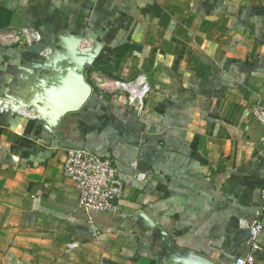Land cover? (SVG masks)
Segmentation results:
<instances>
[{"label":"crops","instance_id":"1","mask_svg":"<svg viewBox=\"0 0 264 264\" xmlns=\"http://www.w3.org/2000/svg\"><path fill=\"white\" fill-rule=\"evenodd\" d=\"M24 28L41 41L0 38V264H181L167 242L218 264L246 253L264 189L251 112L264 105V0H0V32ZM63 38L99 53L91 98L51 130L14 96ZM141 76L137 116L113 82ZM71 148L115 161L121 217L79 207Z\"/></svg>","mask_w":264,"mask_h":264},{"label":"built area","instance_id":"2","mask_svg":"<svg viewBox=\"0 0 264 264\" xmlns=\"http://www.w3.org/2000/svg\"><path fill=\"white\" fill-rule=\"evenodd\" d=\"M18 38L25 46L40 42L38 30L21 29L1 33L0 38ZM89 51L87 47H81ZM50 50L47 51V55ZM115 88L126 92L128 105L140 116L144 110V100L149 93V84L145 76L134 82L114 81ZM253 119L262 126L260 144L264 148V105H257L251 110ZM64 176L73 182L79 193V207L87 213H108L121 217V201L124 196L125 181L123 174L114 160L102 158L86 149L71 148L66 150L63 163ZM257 218L248 226L249 238L246 253L235 259L234 264H256V257L263 251L260 242L264 231L261 215L264 212V189Z\"/></svg>","mask_w":264,"mask_h":264},{"label":"water","instance_id":"3","mask_svg":"<svg viewBox=\"0 0 264 264\" xmlns=\"http://www.w3.org/2000/svg\"><path fill=\"white\" fill-rule=\"evenodd\" d=\"M80 42L78 38H63L52 47L43 64L25 68L23 85L14 96L17 109L34 110L51 130L56 129L68 114L81 111L93 93L86 79V66L95 59L99 47L95 45L84 51ZM137 217L147 227L153 226L143 212H138ZM166 247L181 264H218L200 254L180 250L169 242Z\"/></svg>","mask_w":264,"mask_h":264}]
</instances>
